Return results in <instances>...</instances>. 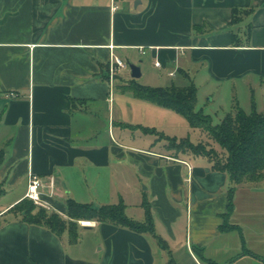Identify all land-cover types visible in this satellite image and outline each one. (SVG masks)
I'll return each instance as SVG.
<instances>
[{"label": "crops", "instance_id": "obj_1", "mask_svg": "<svg viewBox=\"0 0 264 264\" xmlns=\"http://www.w3.org/2000/svg\"><path fill=\"white\" fill-rule=\"evenodd\" d=\"M250 7L230 25L234 8ZM249 26V43L234 46L233 33L244 39ZM113 57L128 68L111 78ZM142 57L198 93L209 82L263 88L264 0H0V264H168L170 256L205 264L196 249L217 264H264V183L236 189L241 229L222 232L228 174L206 157L150 146L143 134L155 126L149 116L170 109L123 89L131 71L118 74ZM30 173L42 179L48 210L64 218L68 199L99 207L133 193L141 215L131 218L143 221L147 200L167 247L94 220L71 243L69 231L12 218Z\"/></svg>", "mask_w": 264, "mask_h": 264}, {"label": "trees", "instance_id": "obj_2", "mask_svg": "<svg viewBox=\"0 0 264 264\" xmlns=\"http://www.w3.org/2000/svg\"><path fill=\"white\" fill-rule=\"evenodd\" d=\"M255 10V7L246 9L234 8L232 12L231 26L239 25ZM196 28V27H195ZM252 26H249L247 36L241 39L233 33V45L236 47L246 46L249 42ZM123 89L131 91L136 97L152 102L185 117L189 125L194 129H200L207 133L210 139L217 142L224 153H219L204 144L194 145L182 139L179 143L170 140L169 149L176 152H189L195 156H203L212 163L214 171L228 174L231 186L228 190V213L224 215L221 231L241 229L237 225L226 223L234 210V198L236 189L245 184L259 185L264 183V113L252 111L247 113L239 104L233 105L230 112L226 113L217 125L212 124V117L203 109H198V88L194 83L183 87H158L141 85L132 79L123 85ZM145 133L149 130L143 129ZM0 165L4 159V150H0ZM5 190L0 184V198ZM68 217L64 218L55 211L48 210L36 205L33 201L24 198L13 206L8 214L12 218L19 219L32 225L48 228L57 236L69 231L70 242L75 243L79 239L80 220L97 221L99 223H110L140 234H151L155 236L159 244L167 247L165 241L156 234L153 214L147 200L142 206L145 208V219L134 220L126 214V204L121 199L117 203L95 206L91 203H81L73 199L66 201ZM197 254L205 264H217L205 258L199 249ZM38 264V263H34ZM168 264H177L170 256Z\"/></svg>", "mask_w": 264, "mask_h": 264}, {"label": "rangeland", "instance_id": "obj_3", "mask_svg": "<svg viewBox=\"0 0 264 264\" xmlns=\"http://www.w3.org/2000/svg\"><path fill=\"white\" fill-rule=\"evenodd\" d=\"M132 64L142 67L143 75L137 79V82L141 85L150 86L152 88H167L172 86L180 87L183 83V79L180 75L177 74L175 78L168 77L166 72L155 68L150 61L145 60V57L140 58L139 61ZM125 75L130 76V69L126 70L125 73L120 72L118 74V76L121 78H124ZM184 82L186 85H188V82L185 80ZM211 84L213 83L209 82L208 84L203 85V88L199 89L197 97L198 109H203L205 113L211 115L213 125L219 124L224 115L230 112L232 103H235V101L232 102L233 97L236 98V102H238L239 106L242 107L247 113L251 112L253 107H255L256 111L264 113V86L263 88L255 86L254 89H256V91H253L249 88V86L244 87L243 85H240L237 92H232L229 88L220 91L218 88H216V86H212ZM162 112L163 113L158 114V117H148L149 120H151L150 123L155 125L154 127L152 126V128H145V130H149V132L143 133L145 136L149 137L147 141L148 143H151L150 146L156 144L161 149L165 146L168 147L170 140L176 139L179 143L182 139H184L190 143H193L194 145L204 144L209 148L215 149L221 154L224 153V150L217 142L210 139L206 132L200 129L192 128L185 117L171 110H165ZM11 197L12 196L9 195L3 199L2 202H7L11 199ZM244 198L245 197L243 195V197H241V203H243L242 205L245 203ZM136 199L133 193H127L125 198L127 207L126 214L130 217H139V215H141V210H139V208L136 206ZM232 217H234V210L230 217L225 219L226 223L229 222L230 224L236 225L233 223ZM80 221H78L79 226Z\"/></svg>", "mask_w": 264, "mask_h": 264}, {"label": "built area", "instance_id": "obj_4", "mask_svg": "<svg viewBox=\"0 0 264 264\" xmlns=\"http://www.w3.org/2000/svg\"><path fill=\"white\" fill-rule=\"evenodd\" d=\"M141 52L144 53V50L141 49ZM156 67H160L159 62H155ZM128 68V64L123 61L119 57H113L112 60V68L110 71V77L113 78V75L115 72ZM170 76H173L174 73H170ZM53 187V183L51 185ZM44 187V184L42 182V179L40 176L36 174L30 173L28 176V186H27V192L25 198L33 201L36 205L41 206L43 208L49 209L48 204H46L42 199V188ZM81 227H91L93 226V222L89 220H82L80 221Z\"/></svg>", "mask_w": 264, "mask_h": 264}, {"label": "water", "instance_id": "obj_5", "mask_svg": "<svg viewBox=\"0 0 264 264\" xmlns=\"http://www.w3.org/2000/svg\"><path fill=\"white\" fill-rule=\"evenodd\" d=\"M129 68L131 71V77L133 79H139L142 76L141 68L140 66H137L135 64L129 63Z\"/></svg>", "mask_w": 264, "mask_h": 264}]
</instances>
